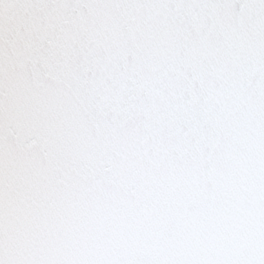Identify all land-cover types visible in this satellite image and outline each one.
<instances>
[{"label":"snow or ice","instance_id":"obj_1","mask_svg":"<svg viewBox=\"0 0 264 264\" xmlns=\"http://www.w3.org/2000/svg\"><path fill=\"white\" fill-rule=\"evenodd\" d=\"M0 264H264V0H0Z\"/></svg>","mask_w":264,"mask_h":264}]
</instances>
